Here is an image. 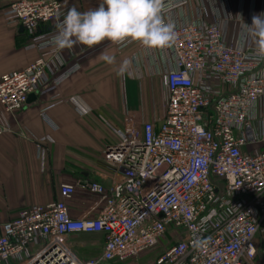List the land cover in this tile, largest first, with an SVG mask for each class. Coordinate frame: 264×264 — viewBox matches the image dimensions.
<instances>
[{"label":"built area","instance_id":"1","mask_svg":"<svg viewBox=\"0 0 264 264\" xmlns=\"http://www.w3.org/2000/svg\"><path fill=\"white\" fill-rule=\"evenodd\" d=\"M0 2L7 4L6 21L27 33V49L39 52L27 67L0 78L1 137L13 132L7 115L22 111L31 95H54L79 66L55 72V25L73 7L70 0ZM185 3L166 0L163 13ZM174 26L164 118L158 127L108 125L118 141L105 146L102 161L120 181L63 184L60 201L22 210L4 225L0 264L125 262L159 246L152 264L264 260V56L251 38L238 47L227 43L220 23L203 14ZM35 143L43 161L53 140ZM76 187L103 201L97 217L71 218L66 201ZM74 234L103 235L101 254L79 258L67 242Z\"/></svg>","mask_w":264,"mask_h":264},{"label":"crops","instance_id":"2","mask_svg":"<svg viewBox=\"0 0 264 264\" xmlns=\"http://www.w3.org/2000/svg\"><path fill=\"white\" fill-rule=\"evenodd\" d=\"M70 2L78 11H87L100 0ZM6 8V2H0V78L39 57L37 50L27 49V33L6 21ZM202 14L209 23L219 22L225 41L238 47L253 39L246 25L254 15L264 14V0H186L163 16L176 25ZM104 56L113 57L114 62ZM55 63L60 65L55 72L76 64L79 69L54 95H34L22 111L6 116L13 132L0 137V236L4 225L27 207L60 201L63 184L96 181L110 187L120 181L102 161L105 146L118 141L109 124L121 130L136 124L140 129L146 122L158 127L164 118L165 74L174 67L170 48L147 50L136 42L117 45L105 41L91 48L77 45L60 50ZM56 94L59 103L53 99ZM43 109H47V120L40 115ZM46 136L53 143L46 144L42 161L35 140ZM66 204L71 218L83 219L97 217L104 203L76 187ZM91 239L95 244L82 243ZM67 242L81 259L97 257L94 251L101 254L104 248L101 234H74ZM255 264H264V260L257 259Z\"/></svg>","mask_w":264,"mask_h":264},{"label":"clouds","instance_id":"3","mask_svg":"<svg viewBox=\"0 0 264 264\" xmlns=\"http://www.w3.org/2000/svg\"><path fill=\"white\" fill-rule=\"evenodd\" d=\"M164 0H100L95 8L78 11L70 8L55 27L53 43L57 50L77 45L89 48L108 41L136 42L147 50H162L176 41L175 26L163 16ZM257 51L264 56V14L254 15L246 25ZM109 63L114 58L104 56Z\"/></svg>","mask_w":264,"mask_h":264},{"label":"rangeland","instance_id":"4","mask_svg":"<svg viewBox=\"0 0 264 264\" xmlns=\"http://www.w3.org/2000/svg\"><path fill=\"white\" fill-rule=\"evenodd\" d=\"M90 241V242H89ZM95 240L91 239V240H83L82 243H86L87 245H93L95 244ZM170 241L166 240V242H163V245L166 246ZM162 246L157 247L156 249H154L153 251L142 255L141 257H139L138 259H134V260H128L125 262H119V261H112V262H107V263H103V264H152V260L154 259V257L160 253V251L162 250ZM100 255V251H94L93 256H99Z\"/></svg>","mask_w":264,"mask_h":264},{"label":"water","instance_id":"5","mask_svg":"<svg viewBox=\"0 0 264 264\" xmlns=\"http://www.w3.org/2000/svg\"><path fill=\"white\" fill-rule=\"evenodd\" d=\"M54 28V27H53ZM23 30V29H22ZM32 99H34V95H31L30 97H29V102L32 100Z\"/></svg>","mask_w":264,"mask_h":264}]
</instances>
